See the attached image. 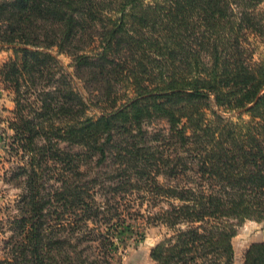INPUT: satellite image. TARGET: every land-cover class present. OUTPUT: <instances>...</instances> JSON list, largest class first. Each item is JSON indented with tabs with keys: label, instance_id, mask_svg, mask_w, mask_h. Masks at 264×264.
Masks as SVG:
<instances>
[{
	"label": "trees",
	"instance_id": "16d2710c",
	"mask_svg": "<svg viewBox=\"0 0 264 264\" xmlns=\"http://www.w3.org/2000/svg\"><path fill=\"white\" fill-rule=\"evenodd\" d=\"M250 36L264 39V0H0L3 151L24 188L0 264H116L135 196L173 233L154 264H233L238 229L264 223V61ZM59 55L96 85L98 116ZM117 85L133 93L121 105ZM155 120L166 130L149 131ZM242 264H264V242Z\"/></svg>",
	"mask_w": 264,
	"mask_h": 264
},
{
	"label": "rangeland",
	"instance_id": "374dc122",
	"mask_svg": "<svg viewBox=\"0 0 264 264\" xmlns=\"http://www.w3.org/2000/svg\"><path fill=\"white\" fill-rule=\"evenodd\" d=\"M251 49L254 52L253 59L255 62L264 61V39L250 36L248 38ZM12 57V51L0 45V67L5 64ZM65 72L71 75L72 85L84 99L89 106L87 116H98L101 108L96 101L99 96L98 92L93 89L96 85L88 84L73 76L74 69L72 67V60L65 56L59 55L57 57ZM92 74L84 75V79L88 80ZM118 90L117 97L120 101L117 105L124 103V96L127 98L133 97L132 91H126L125 86H116ZM120 88V89H119ZM96 96V97H95ZM95 97V99H94ZM12 104H11V103ZM12 107V109H9ZM14 110L13 95L7 86L0 83V260L5 256L6 245L11 236V222L20 216L18 211V202L23 194V179L13 178L12 169L19 162V158H11L3 151V146L9 143V137L12 132L7 129V122L12 118V111ZM235 119V118H233ZM247 119V118H245ZM166 125L163 121L155 120L149 125V131H164ZM102 172L108 171L106 168H100ZM81 170H84L82 168ZM107 173V172H106ZM164 183V180H160ZM110 198L105 196L104 192H98L97 198L102 201L103 198ZM123 206L122 217L125 226L129 228L121 230L116 236L115 245L118 247L114 254L116 264H154L149 257L150 250L159 242L172 236V232L162 225L153 226L147 224L145 217L147 216V204L139 205L140 198L127 197L121 202ZM264 242V223L246 222L237 232L236 237L232 240L234 248V263L242 264L246 250L251 244Z\"/></svg>",
	"mask_w": 264,
	"mask_h": 264
},
{
	"label": "crops",
	"instance_id": "0c3cea01",
	"mask_svg": "<svg viewBox=\"0 0 264 264\" xmlns=\"http://www.w3.org/2000/svg\"><path fill=\"white\" fill-rule=\"evenodd\" d=\"M11 103V102H10ZM12 104V103H11ZM9 109H12V107H9Z\"/></svg>",
	"mask_w": 264,
	"mask_h": 264
}]
</instances>
